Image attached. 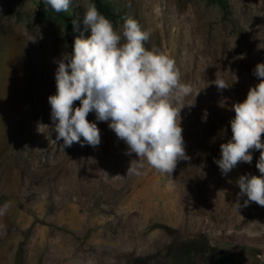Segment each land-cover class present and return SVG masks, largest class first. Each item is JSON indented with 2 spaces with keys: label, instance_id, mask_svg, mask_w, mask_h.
<instances>
[{
  "label": "rangeland",
  "instance_id": "1",
  "mask_svg": "<svg viewBox=\"0 0 264 264\" xmlns=\"http://www.w3.org/2000/svg\"><path fill=\"white\" fill-rule=\"evenodd\" d=\"M102 1L117 32L123 18L135 19L149 32L146 50L172 58L180 81L199 90L195 106L181 110L188 159L170 175L145 165L142 175L125 176L136 157L124 154L107 122L97 123L94 148L55 142L47 103L53 60L89 34L81 0L60 13L69 20L46 16L52 9L41 0H0V205L10 204L0 216V264H222L221 252L230 258L223 264H260L264 207L233 204L236 179L259 175V150L224 176L213 159L231 137V106L259 82L252 70L264 63V0ZM12 24L32 40L37 59L8 32ZM215 75L231 86L218 91Z\"/></svg>",
  "mask_w": 264,
  "mask_h": 264
},
{
  "label": "clouds",
  "instance_id": "2",
  "mask_svg": "<svg viewBox=\"0 0 264 264\" xmlns=\"http://www.w3.org/2000/svg\"><path fill=\"white\" fill-rule=\"evenodd\" d=\"M55 13L66 12L72 0H41ZM82 24L88 31L85 38H73L71 52L64 51L55 58V92L47 97L50 106L51 131L55 142L63 148L73 143L96 147L100 143L98 122L107 127L126 146L124 154L130 159L125 176H140L145 165L159 173L170 175L178 160H187L181 127V110L195 106L193 86L180 81L175 62L157 50H146L144 42L149 32L138 22L123 18L117 32L112 23L100 12L92 0H81ZM75 30V21H73ZM32 41V40H29ZM123 41V42H121ZM259 82L250 86L242 102L234 103V116L229 120L231 137L219 145V159L213 162L222 176L239 162L251 164L252 152L259 150L255 167L259 175L245 173L235 184L239 188L236 210L255 202L264 207V63L258 62L253 70ZM231 84L238 77L232 73ZM217 90L231 86L215 75ZM193 96L191 103L185 98ZM79 101V106L74 102ZM92 113L94 120L86 116ZM203 110L201 120L205 121ZM246 197L243 204L240 198ZM9 202L0 205V216L9 208ZM264 264V254L257 256Z\"/></svg>",
  "mask_w": 264,
  "mask_h": 264
},
{
  "label": "trees",
  "instance_id": "3",
  "mask_svg": "<svg viewBox=\"0 0 264 264\" xmlns=\"http://www.w3.org/2000/svg\"><path fill=\"white\" fill-rule=\"evenodd\" d=\"M92 2L95 3V6L101 14H103L108 20H113L115 18V14L111 12V10L104 4L102 0H92ZM46 16L54 17V18H64L65 20H69V16H64L60 13H55L53 10H50L49 8L43 12ZM71 25V23H69ZM205 249L204 245H199V248L197 252H200ZM220 259L222 261V264L224 262H229V254L227 252H221ZM221 264V263H220Z\"/></svg>",
  "mask_w": 264,
  "mask_h": 264
},
{
  "label": "bare ground",
  "instance_id": "4",
  "mask_svg": "<svg viewBox=\"0 0 264 264\" xmlns=\"http://www.w3.org/2000/svg\"><path fill=\"white\" fill-rule=\"evenodd\" d=\"M7 30H8V32L10 33V34H14L16 37H17V40H18V42L20 43L21 42V44L22 45H24L25 46V48H26V52H28L29 53V55L30 56H32L34 59H37V55H36V53H35V48H33V46L31 45V43L27 40V38L22 34V30L20 29H16V28H13V24L12 25H9V27L7 28ZM6 39V38H5ZM5 39H4V43H5ZM9 40V39H8ZM2 42V41H1ZM4 46V45H3ZM2 48V47H1ZM5 48V47H4ZM2 53V52H1ZM5 53V52H4ZM29 57V56H28ZM12 58V57H11ZM4 59V54L2 53V54H0V64H1V62H2V60ZM30 59V58H29ZM31 60V59H30ZM29 60V61H30ZM5 61V60H4ZM30 63V62H29ZM2 64H3V62H2ZM32 65V64H31ZM3 65H1L0 66V68L2 67ZM33 67V66H32ZM8 70V69H7ZM32 71V70H31ZM41 73V72H40ZM38 76V75H37ZM34 77H35V75H34ZM40 79H41V77H40ZM41 85V84H40Z\"/></svg>",
  "mask_w": 264,
  "mask_h": 264
}]
</instances>
